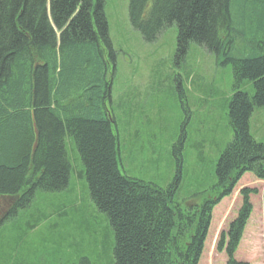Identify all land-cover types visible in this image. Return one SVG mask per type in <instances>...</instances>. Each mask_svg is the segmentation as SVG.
Masks as SVG:
<instances>
[{
	"label": "trees",
	"instance_id": "1",
	"mask_svg": "<svg viewBox=\"0 0 264 264\" xmlns=\"http://www.w3.org/2000/svg\"><path fill=\"white\" fill-rule=\"evenodd\" d=\"M236 1L129 0L130 24L145 42L176 26L177 54L195 44L232 70L233 138L218 159L217 182L179 202L184 134L172 148L176 175L166 188L120 171L111 97L117 53L105 0H0V227L38 193L69 187L70 137L113 238L111 264H264V142L251 134L252 117L264 109V39L245 42L248 7L264 31V0H241L240 18Z\"/></svg>",
	"mask_w": 264,
	"mask_h": 264
},
{
	"label": "rangeland",
	"instance_id": "2",
	"mask_svg": "<svg viewBox=\"0 0 264 264\" xmlns=\"http://www.w3.org/2000/svg\"><path fill=\"white\" fill-rule=\"evenodd\" d=\"M240 4L237 0L232 10L238 18ZM104 8L117 53L111 97L121 173L166 188L176 175L172 148L184 134L176 200L210 189L217 182L218 159L233 138L228 119L234 94L231 66L219 65L214 55L195 44L185 55L177 54L176 26L155 42H145L130 24L129 0H105ZM246 11L252 15L245 27L248 45L263 40L264 31L252 8ZM251 134L264 142V109L252 117ZM66 147L72 164L69 187L38 193L28 209L0 227V264H74L84 257L94 264L113 261V238L90 199L72 138L67 137ZM260 205L262 211V196Z\"/></svg>",
	"mask_w": 264,
	"mask_h": 264
}]
</instances>
